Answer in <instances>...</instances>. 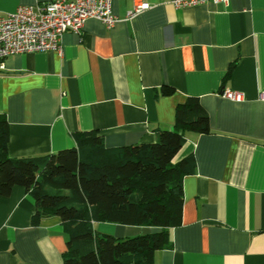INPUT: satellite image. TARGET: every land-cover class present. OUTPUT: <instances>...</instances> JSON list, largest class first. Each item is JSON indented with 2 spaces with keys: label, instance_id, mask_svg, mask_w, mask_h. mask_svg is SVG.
<instances>
[{
  "label": "crops",
  "instance_id": "0c3cea01",
  "mask_svg": "<svg viewBox=\"0 0 264 264\" xmlns=\"http://www.w3.org/2000/svg\"><path fill=\"white\" fill-rule=\"evenodd\" d=\"M53 0H0V17ZM138 0H112L120 21L89 19L65 32L61 52L3 60L0 115L9 125L7 156L54 154L96 131L108 148L154 143L174 125L175 107L197 97L207 134L188 132L173 163L192 155L182 181L181 224L154 264H264V0H230L150 9L124 20ZM231 67V68H230ZM229 68L230 73L227 75ZM226 90L244 94L225 99ZM35 203L20 186L0 197V264H63L66 234L58 217L33 224ZM115 238L158 232L95 223Z\"/></svg>",
  "mask_w": 264,
  "mask_h": 264
},
{
  "label": "trees",
  "instance_id": "16d2710c",
  "mask_svg": "<svg viewBox=\"0 0 264 264\" xmlns=\"http://www.w3.org/2000/svg\"><path fill=\"white\" fill-rule=\"evenodd\" d=\"M209 131L199 99L188 97L175 107L173 127L159 130L154 143L108 148L102 135L87 131L76 135L73 148L9 158V125L0 115V197L20 186L35 203L33 224L60 219L67 237L63 264H154V253L170 247L168 229L181 224L182 181L195 170L192 155L173 158L185 133ZM95 223L160 230L115 238L96 232Z\"/></svg>",
  "mask_w": 264,
  "mask_h": 264
},
{
  "label": "built area",
  "instance_id": "2783aa9c",
  "mask_svg": "<svg viewBox=\"0 0 264 264\" xmlns=\"http://www.w3.org/2000/svg\"><path fill=\"white\" fill-rule=\"evenodd\" d=\"M230 0H170L174 8L195 7L207 3L228 5ZM150 4L138 0L124 20L146 10ZM89 19L100 21L107 28L120 19L112 12V0H53L36 6H19L15 12L0 17V71L9 56L36 52H61V36L65 32L80 35ZM225 99L242 102L244 94L226 90ZM264 102V90L258 94Z\"/></svg>",
  "mask_w": 264,
  "mask_h": 264
},
{
  "label": "rangeland",
  "instance_id": "374dc122",
  "mask_svg": "<svg viewBox=\"0 0 264 264\" xmlns=\"http://www.w3.org/2000/svg\"><path fill=\"white\" fill-rule=\"evenodd\" d=\"M131 237V236H130ZM134 237V236H133Z\"/></svg>",
  "mask_w": 264,
  "mask_h": 264
}]
</instances>
